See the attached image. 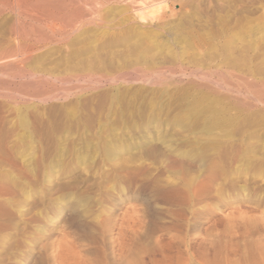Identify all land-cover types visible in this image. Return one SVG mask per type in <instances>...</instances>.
Listing matches in <instances>:
<instances>
[{
	"label": "rangeland",
	"instance_id": "obj_1",
	"mask_svg": "<svg viewBox=\"0 0 264 264\" xmlns=\"http://www.w3.org/2000/svg\"><path fill=\"white\" fill-rule=\"evenodd\" d=\"M79 1L0 66V264L264 260V0Z\"/></svg>",
	"mask_w": 264,
	"mask_h": 264
},
{
	"label": "bare ground",
	"instance_id": "obj_2",
	"mask_svg": "<svg viewBox=\"0 0 264 264\" xmlns=\"http://www.w3.org/2000/svg\"><path fill=\"white\" fill-rule=\"evenodd\" d=\"M79 1V0H77ZM145 1V0H144ZM148 1V0H147ZM151 1V0H150ZM149 1V2H150ZM153 1V0H152ZM151 1V2H152ZM66 2V1H65ZM64 0H0V14L7 12L12 16V22L8 28H10V36L15 40L14 44L6 43L5 41L1 43H6L4 46H0V66H4V63L13 60V58L25 57L30 53L31 49H34L35 44H39L44 41V35L42 33V27L53 28V26L58 22L63 23L68 19L67 17L77 15L76 11H69L72 9V3H65ZM93 2V1H91ZM118 2V1H117ZM150 2V3H151ZM80 3V1H79ZM146 3V2H144ZM155 3V2H154ZM78 4V3H77ZM97 4V3H95ZM141 4V3H140ZM148 4V2H147ZM123 5V4H122ZM138 5V4H137ZM142 5V4H141ZM151 5V4H149ZM83 7V6H82ZM85 7V6H84ZM83 7V8H84ZM140 7V6H139ZM136 9V8H135ZM143 9V8H142ZM85 10V9H84ZM91 10V9H90ZM126 10V9H125ZM87 11V10H85ZM123 11V10H122ZM135 11V10H134ZM83 12V11H82ZM127 12V11H126ZM79 13V12H78ZM103 13V12H102ZM106 13V12H105ZM119 13V12H118ZM120 13H123L120 11ZM82 14V13H80ZM90 14V13H89ZM94 14V13H93ZM114 15V13H113ZM85 16V15H84ZM83 16V17H84ZM117 16V15H116ZM127 16V15H126ZM129 16V15H128ZM5 17V16H4ZM77 18V16H75ZM86 17V16H85ZM92 17V16H90ZM96 16L93 18L95 19ZM101 18V17H100ZM70 19V18H69ZM84 19V18H83ZM122 19V18H121ZM136 19V18H135ZM82 20V19H81ZM3 21V20H2ZM30 21V22H28ZM62 21V22H61ZM76 22V21H75ZM79 22V21H77ZM100 22V21H99ZM103 22V21H102ZM73 23V22H72ZM132 23V21H131ZM4 24V23H3ZM8 24V25H9ZM104 24V23H103ZM64 25V24H63ZM82 25V24H81ZM105 25V24H104ZM84 26V25H83ZM107 26V25H106ZM111 26V25H110ZM65 27V26H64ZM101 27V25H100ZM132 27V26H131ZM129 27V28H131ZM7 28V27H6ZM56 28V27H55ZM68 28V27H67ZM97 28V27H96ZM110 28V27H109ZM134 28V27H133ZM57 29V28H56ZM74 29V28H73ZM99 29V28H98ZM7 30V29H6ZM9 30V29H8ZM51 30V29H49ZM48 30V31H49ZM139 30V29H138ZM53 31V30H51ZM58 31V30H57ZM60 31V30H59ZM170 31V30H169ZM8 32V31H7ZM56 33V32H55ZM104 33V32H103ZM8 34V33H7ZM65 34V33H64ZM98 34V33H97ZM30 35H33L34 46L27 47L23 45V42L29 40ZM46 35V34H45ZM58 35V33H57ZM60 35V34H59ZM62 35V34H61ZM103 35V34H102ZM47 37V35H46ZM108 37V35H107ZM110 37V36H109ZM127 37V36H126ZM7 38V37H6ZM9 38V37H8ZM7 38V39H8ZM32 38V36H31ZM50 38V37H47ZM51 39V38H50ZM109 39V38H108ZM1 40V39H0ZM4 40H6L4 38ZM17 40V41H16ZM31 40V39H30ZM9 41V40H7ZM10 42V41H9ZM72 42V41H71ZM81 42V41H80ZM142 42V41H141ZM0 43V44H1ZM17 46H14V45ZM2 45V44H1ZM81 45V44H80ZM85 45V44H84ZM38 46V45H37ZM87 46V45H86ZM71 47V46H70ZM40 48V47H39ZM43 48V47H42ZM92 48V47H91ZM38 49V48H37ZM41 49V48H40ZM39 49V50H40ZM136 51V48H134ZM63 50V49H62ZM59 51V50H58ZM65 54V53H64ZM71 54V53H70ZM64 56V55H63ZM44 57V56H43ZM166 57V56H165ZM33 59V58H32ZM24 60V59H23ZM23 60L21 59L20 62ZM27 60V59H26ZM29 60V59H28ZM27 60V61H28ZM15 61V59H14ZM25 61V60H24ZM17 62V61H16ZM29 62V61H28ZM78 62V61H77ZM9 64V62L7 63ZM24 64V63H23ZM141 66V65H140ZM7 67H13L8 66ZM151 68V67H150ZM18 69V67H17ZM31 69V68H30ZM65 69V68H64ZM96 69V68H95ZM58 70V69H57ZM151 70V69H150ZM17 71V70H16ZM61 71V70H60ZM85 71V70H84ZM90 71V70H89ZM94 71V69H93ZM153 71V70H152ZM4 72V71H3ZM39 72V70H38ZM43 72V71H42ZM99 72V71H98ZM2 73V72H1ZM25 74V73H24ZM71 75V74H70ZM115 75V73H114ZM84 76V75H83ZM13 77V76H12ZM72 77V76H71ZM103 78V77H102ZM62 80V79H61ZM2 82V81H1ZM107 82V81H106ZM109 82V81H108ZM6 83V82H5ZM9 83V82H8ZM24 84V83H23ZM107 84V83H106ZM112 84V83H111ZM18 85V84H17ZM27 85V84H26ZM29 87V86H27ZM5 89V87H4ZM3 89V90H4ZM129 90V89H128ZM7 91V90H6ZM14 91V90H13ZM20 93V92H19ZM46 93V92H45ZM21 94V93H20ZM23 95V94H22ZM30 95V94H29ZM33 96V95H32ZM50 98V97H49ZM264 254V253H263ZM131 255V254H130ZM132 257V255H131ZM129 259H133L128 257ZM126 261L128 259L125 258ZM125 261V262H126ZM130 261V260H129ZM129 263V262H128ZM130 264V263H129ZM133 264V263H132ZM138 264V263H137ZM177 264V263H176ZM183 264V263H182ZM252 264H264V260L257 261L253 260Z\"/></svg>",
	"mask_w": 264,
	"mask_h": 264
}]
</instances>
